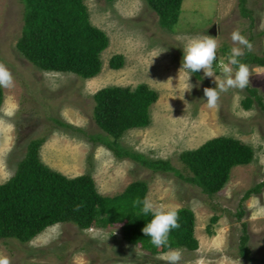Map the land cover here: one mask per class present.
<instances>
[{
	"label": "rangeland",
	"instance_id": "1",
	"mask_svg": "<svg viewBox=\"0 0 264 264\" xmlns=\"http://www.w3.org/2000/svg\"><path fill=\"white\" fill-rule=\"evenodd\" d=\"M240 1L184 0L179 22L168 30L146 0H85L92 23L107 33L109 46L101 53V72L84 79L33 65L17 48L23 3L0 0V62L15 78L14 88L3 89L0 109V182L14 174L31 140L44 138L40 156L45 164L68 177L90 174L102 195H118L133 181L145 180L147 196L156 203L191 208L200 245L197 251L179 248L180 264H263L264 188L243 202L241 218L237 213L242 194L264 178V111L257 102L251 109L244 107L247 88L221 94L214 109L207 107L203 91L217 87L215 76L223 79L218 67L226 59L222 49L232 47L230 34L238 25L253 43L252 52L264 54V30L259 27L264 0H248L251 17L242 14ZM205 34L218 37L221 45L213 64L215 76L207 77L203 70L199 76L180 71L184 46ZM115 54L125 58L120 69L109 64ZM251 69L250 85L264 99V66ZM140 83H147L160 96L150 108V124L130 129L121 138L124 148L150 159H170L183 169V151L227 135L251 145L253 161L234 167L225 187L209 196L173 173L154 172L95 141L92 136L105 133L94 121V94L110 85L135 88ZM190 84L193 87L187 91ZM214 215L218 220L212 223ZM243 224H247L251 261L240 255ZM0 254L9 256L12 264H166L157 258L161 253L127 242L119 227L80 229L71 222L50 226L28 242L0 239Z\"/></svg>",
	"mask_w": 264,
	"mask_h": 264
},
{
	"label": "trees",
	"instance_id": "2",
	"mask_svg": "<svg viewBox=\"0 0 264 264\" xmlns=\"http://www.w3.org/2000/svg\"><path fill=\"white\" fill-rule=\"evenodd\" d=\"M146 1L158 15L160 25L174 30L184 0ZM20 2L25 13L17 48L33 65L44 71L71 72L84 79L101 72V53L109 46V37L92 23L85 0ZM247 3L248 0H241L240 9L244 16L251 17ZM222 50L227 56L230 47L226 45ZM241 61L250 67L264 66V54L246 51ZM109 64L113 69H120L125 58L122 54H115ZM196 74L199 76L198 72ZM247 90L249 94L242 101L244 107L251 109L257 102L264 111V99L258 89L249 84ZM159 96V92L147 83H140L135 88L110 85L99 89L93 96V117L105 134L92 138L120 158H131L154 172L173 173L209 196L216 195L225 187L234 167L253 161L255 152L252 146L227 135L210 138L195 149L183 151L180 160L187 174L170 159H150L141 152L124 148L120 140L126 131L150 124V108ZM3 102L4 90L0 88V109ZM60 124L68 126L64 122ZM43 143L44 138L32 139L14 174L6 182H0V239L28 242L50 226L71 222L80 229L119 227L124 239L132 245L153 254L168 250L167 247L157 249L150 243V237L144 236L142 229L150 222L152 214L145 216L141 211L142 205L133 206L135 198L147 196L145 180L133 181L118 195H102L90 174L68 177L45 164L40 156ZM263 188L264 178L242 194L237 213L239 218L245 214L243 202ZM77 205H80L78 211L74 210ZM217 220L218 215L211 219L212 223ZM179 223L180 227L170 233L171 247L197 251L200 243L195 233L194 211L181 207ZM207 231L212 232L211 226ZM248 241L247 224H243L240 255L251 261L254 258L250 256Z\"/></svg>",
	"mask_w": 264,
	"mask_h": 264
},
{
	"label": "clouds",
	"instance_id": "3",
	"mask_svg": "<svg viewBox=\"0 0 264 264\" xmlns=\"http://www.w3.org/2000/svg\"><path fill=\"white\" fill-rule=\"evenodd\" d=\"M264 30V17L261 18L259 25ZM232 47L230 48L226 59L219 62L218 67L222 72L223 79L215 76L213 64L217 60V50L220 48L218 37L210 35H199L191 38L183 48V60L181 70H187L191 73L204 71L205 76H215V88H204L207 107L214 109L218 106L221 94L230 89H239L243 91L250 84V77L253 70L250 65L241 61L246 51L253 50V43L242 34V29L238 25L230 34ZM15 87V78L12 71L4 62H0V88L12 89ZM193 86L190 84V91ZM142 205V214L147 216L152 214V219L147 222L142 229L145 237H150V243L157 249L167 247L168 250L158 255V259L166 264H180L183 259V252L179 248H172L170 244V233L173 229L180 227L179 212L180 208L176 205L156 203L148 196L143 199L137 197L133 200V206ZM80 205L74 210L78 211ZM0 264H12L9 256L0 254ZM197 264H202L197 261Z\"/></svg>",
	"mask_w": 264,
	"mask_h": 264
}]
</instances>
